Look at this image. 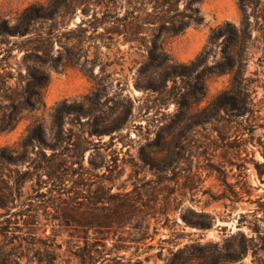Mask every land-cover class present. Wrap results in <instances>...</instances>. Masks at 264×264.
<instances>
[{"label": "rangeland", "instance_id": "obj_1", "mask_svg": "<svg viewBox=\"0 0 264 264\" xmlns=\"http://www.w3.org/2000/svg\"><path fill=\"white\" fill-rule=\"evenodd\" d=\"M62 1L0 0V25L16 22L31 4L53 7ZM62 4L54 17L32 23L29 33L0 35V59L5 58L0 62L12 76L7 89L0 79V129L5 128L0 146L23 151L21 141L34 122L44 126L47 141L53 143L51 113L60 101L80 102L88 112L65 118L63 140L53 153L46 148L43 155L35 146L27 149L22 163H0V264H82L76 254L85 245L92 264H163L173 253L192 262L217 258L223 259L218 264H264L257 237V232L264 235V33L259 27L264 16H251L255 27L244 43L224 46L219 37L206 61L215 66L224 61V50L235 54L251 91V110L232 117L221 109L210 122L194 124L202 115L179 119L175 98L190 88L203 66L191 77L162 83L159 68L143 67L150 39L159 34L170 60L189 64L212 29L225 22L240 27L236 0H201L203 20L175 35L165 33L162 13L151 12L153 1ZM183 5L180 1L179 8ZM28 64L48 74L42 103L7 109L19 104ZM230 77L228 72L206 75L205 95L194 110L227 88ZM110 128L116 129L90 133ZM164 132L168 146H156ZM159 150L177 152L179 158L163 180L140 159L141 153ZM91 160L102 167L91 169ZM135 185L144 191L127 221L86 233L75 228L73 220H85L93 192H106L107 197ZM183 213L210 225L186 224Z\"/></svg>", "mask_w": 264, "mask_h": 264}, {"label": "trees", "instance_id": "obj_2", "mask_svg": "<svg viewBox=\"0 0 264 264\" xmlns=\"http://www.w3.org/2000/svg\"><path fill=\"white\" fill-rule=\"evenodd\" d=\"M154 2V7L151 10L154 12L162 13V17H166L163 20L162 27L166 34L175 35L182 32L191 22L200 23L203 18L199 14L198 4L201 0H148ZM184 3L182 8H179V2ZM238 8L241 14L240 27L237 28L231 22H225L222 25L211 30L207 44L202 48L198 55L189 64L177 63L170 60L168 54L162 48L160 42H158L159 34L153 35L150 39V47L147 50V58L144 63V68H159L158 74L161 77L162 83L169 78L180 77H191L199 66H203L201 71H198L194 78L195 82L189 84L190 88L187 91L180 94L179 98H175L177 104L176 117L179 119L184 118L186 115L189 116H201L202 118L195 120L194 124H200L204 122H210L217 116L219 110H225L229 116L239 117L246 114L251 110V91L249 90L248 83L241 75V69L239 68L238 59L233 52L224 50V61L217 63L215 66L207 65V56L210 52L211 45L214 44L219 37H223L222 43L224 46H236L238 42H246L250 39L253 23L251 16L256 19L259 16H264V0H236ZM65 5V0L57 2L52 7L46 4L34 3L27 6L21 15L17 18V21L11 25L3 23L0 25V35H25L31 31V24L40 19H50L55 14L59 13V7ZM170 11L172 15H167ZM160 17V18H162ZM167 23V24H166ZM264 33V24L259 26ZM46 53V52H45ZM41 59H45L43 56H38ZM47 57V54H46ZM5 58H1L3 60ZM6 65L0 62V79L7 89L8 79L11 78V72L5 69ZM25 75L22 76V81H25L22 90L20 91V97L18 98V105L10 104L6 108H34L42 103V90L47 85L48 74L39 66L26 65ZM230 73V82L227 88L222 90L216 95L206 106L202 107L199 111H195V106L202 100L205 95V76L209 73ZM21 76V73H20ZM71 115L87 116L88 112L84 108V105L80 102L67 103L60 101L57 103L51 113V127L56 130L53 138L54 142L50 143L47 141V132L44 126L40 122L32 123L22 141L21 148L23 151L16 152L6 146H0V163H22L26 157V151L28 148L37 147L38 152L45 155V149L49 148L55 151L57 149V143L63 140L61 132L63 133V124L65 118ZM231 121V120H229ZM2 128L0 130H4ZM104 129L90 131L91 134L100 135L103 133H111L115 130ZM119 129V128H117ZM168 133H159L156 139V146L162 142L163 146H168ZM157 153H160L157 155ZM177 154V152H176ZM173 152L171 154H162L159 152H153L152 154H142L140 156L141 162L144 166H148L149 170L160 180L164 179V175L169 170H174L177 163L179 162L178 156ZM51 155V153H50ZM81 165V162H79ZM91 169H97L102 167V162L96 163L90 161ZM105 166L106 170H109L108 165ZM86 172L88 169L83 168ZM144 188V187H143ZM142 186L135 185L134 188L126 192L110 193L106 197V192H93L88 196L87 200L91 204L87 207V211L84 212L85 220H73L75 221V228L82 230L86 233L87 229L94 228H109L113 222L122 223L127 221L126 215L129 210L133 209L136 202V197H141L144 189ZM106 203H108L106 205ZM100 204L101 206H98ZM111 204V205H110ZM191 212L195 213L193 210ZM100 212V213H99ZM166 212V211H165ZM64 217H69L68 214H63ZM200 217H208L203 212H198ZM75 217V216H74ZM182 218L186 224L191 226L205 228L210 225L209 221L199 222L192 220L186 213L182 214ZM125 219V220H124ZM100 232V231H99ZM101 233V232H100ZM143 237V236H142ZM257 237L261 241L260 249L264 251V235H260L257 232ZM87 244V242H86ZM85 245L84 248H80L78 254L80 262L82 264H92L93 257L91 252ZM192 258H180L177 257V253H173V256L167 258L163 264H218L223 259H212V260H201L198 262H192Z\"/></svg>", "mask_w": 264, "mask_h": 264}]
</instances>
